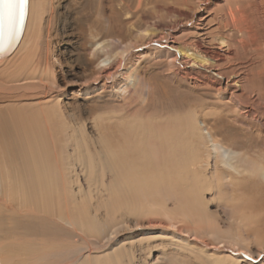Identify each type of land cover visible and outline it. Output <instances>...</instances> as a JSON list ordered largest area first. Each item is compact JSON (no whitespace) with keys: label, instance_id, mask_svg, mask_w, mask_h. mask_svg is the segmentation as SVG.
Segmentation results:
<instances>
[{"label":"bare ground","instance_id":"6f19581e","mask_svg":"<svg viewBox=\"0 0 264 264\" xmlns=\"http://www.w3.org/2000/svg\"><path fill=\"white\" fill-rule=\"evenodd\" d=\"M68 2L81 34L93 32L99 45L103 44L102 51L106 50L97 69L87 71L89 74L84 75L81 83L74 80L69 85L86 95L88 118L80 114L78 106L69 108L64 104L68 82L60 77L57 67L62 63L60 56L54 50L49 53L51 42L46 47L49 54L33 63L32 53L37 48L27 36L35 28L42 30L40 0L29 1L24 39L9 57L0 58V264H126V244L134 237L129 224L141 228L143 222L138 214L131 219L126 208L115 210L119 213L118 222H111L95 203L88 202L82 175L87 168L94 172L98 161L91 155L90 164H86L77 139L86 125L84 118L89 121L95 116L98 107L95 100L103 97L102 93L127 101L131 106L126 108L127 113L140 110L142 95L149 101H160L153 80L156 75L151 77V70L153 64L162 63L169 67V78L176 75L202 95L212 92L220 101L233 106L226 114L229 127L222 118L223 111L211 115L213 124L220 123L235 136H239L238 129L246 130L241 145L229 146L209 126L206 117L202 118L203 144L209 157L201 160L183 154L188 168L197 163L207 164L202 170L210 179L208 192H222V196L229 197V187L252 181L251 189L256 193L254 197L250 192L254 199L249 206L230 204L227 199L222 205L227 217L250 220L248 224L241 222L244 230L238 239L222 236L203 222L201 233L211 239L197 238L201 244L195 239L189 241V236L183 237L189 231L172 230V223L161 227L164 225L154 222L145 231H165V235L179 243L192 242L190 248L196 264H237L241 259H256L255 262L264 264V162L258 163L250 156L256 145L255 137L264 140V90L254 83L264 77V0ZM133 57H137V62L131 63ZM141 60L153 63L143 67L138 64ZM93 63L87 60L88 66ZM123 93L128 96H122ZM202 95L192 99L201 105ZM113 157L106 154L101 163L104 176L108 177L101 191L107 209L119 207L123 198L130 197L121 185L113 188V168L118 167L124 178L128 166L117 165ZM218 174L222 175V181L218 180ZM131 186L123 187L134 191L140 202L137 208L142 210L147 200L143 184L138 181ZM165 188L162 185L158 193L165 195ZM91 192L92 199H96L97 192ZM115 199L119 204L114 205ZM11 203H16L19 210L12 208ZM97 233H103L102 240L91 236ZM115 245L121 251H114ZM112 247L114 252L108 253ZM117 256H121L118 262Z\"/></svg>","mask_w":264,"mask_h":264},{"label":"rangeland","instance_id":"374dc122","mask_svg":"<svg viewBox=\"0 0 264 264\" xmlns=\"http://www.w3.org/2000/svg\"><path fill=\"white\" fill-rule=\"evenodd\" d=\"M40 2L39 27L42 25V30L35 28L27 36L28 41H31L34 47L37 48V52L32 53L34 56L32 59L33 63L37 64L39 58L43 59V56L49 50L52 49L49 53L54 50V54L57 53L62 62L61 66L59 64L57 66L61 71L60 77L61 79L63 78V81L66 79V83L68 82V87H66L67 96L64 98V104L69 108L71 105H74V108L78 106L80 114L88 118L90 107H88L89 102L86 99V95L80 94L79 88L69 85L75 82L81 83L84 75H88L91 70L97 69L98 67L96 66L105 57L106 50L102 51L103 44L99 45L100 42H98V38L95 37L93 32L87 31L85 34H81L82 31L77 26L78 24H76L75 17H73L74 14L71 13L68 0H40ZM25 31L26 28L22 40L24 39ZM47 42L49 44L52 43L51 46L47 45ZM48 46L50 47L49 50H47ZM158 50L160 49L158 48ZM136 59L137 57H133L131 63L132 61H136ZM87 60H92L94 62L93 65L88 66ZM141 61L138 64L141 63L140 65L143 67L153 63L151 61ZM84 72L85 74H83ZM151 72V77L156 75V79H153L154 83H156V87L159 89L160 97L165 101H162L160 97L161 102L158 99L149 101L145 98V95H142L143 101H140V110L127 113V110L131 108L127 101H122L111 93H107V95L102 93L103 97H98L95 100L98 107L96 108V113H94L95 116L93 115V119L85 121L84 118V124L86 125L84 128H81L79 139L76 138L81 142L80 152L84 155L87 165L90 164L89 157L91 155H94L98 161L97 167H95L96 169L98 168L97 170L95 169L93 172V170L89 171L90 168H87L86 173L83 174L84 177L82 175L86 198L90 204L95 203L101 214L107 215L108 220L111 222H118L119 213L115 210H121L122 208H126L129 211L127 214L131 216V219L133 215L138 214L137 217L142 220L143 224L140 226L141 228L135 223L129 224L134 237H131L126 244V249H128L126 264H196L195 256L192 254L193 249L190 248V245L193 244L192 242H190V245L179 243L172 239L170 235H165L163 233L165 231L158 233L145 231V229L151 223L154 224V222L164 225L161 227L169 226L172 223L174 224V227H171L172 230L179 228V230L183 229L193 234V236H190L189 232L184 233L183 237L187 238L189 236V241L192 239L199 241L197 238L201 236H207L211 239V236L201 233L202 227L200 225L203 222L222 236L226 235L238 239L244 230L241 222L248 224L250 220L240 219V216L235 218L227 217L222 210V205L226 204L227 199V202L230 204L236 205L237 203L238 205L249 206L256 193L251 189L253 188L252 181L247 182L248 185L238 183L239 186L232 185L229 187V189L231 188L229 190V197L228 195H225L226 197L222 196V192H208L207 183L210 179L208 174L205 175L206 171L202 170L208 167L207 164L197 163L195 166L190 164L191 168H188L187 162L183 159V154L187 155L185 157L197 156L201 160L208 159L209 151L203 144L204 133L201 127L203 126L201 119L204 117L208 120L209 126L217 131L219 138L224 137L226 144L229 146L233 143L241 145L243 140L242 134L246 130L242 128L238 129L239 133H237L239 136H235L220 123L217 125L213 124L210 118L211 115L223 111L222 118L228 125L226 114L234 109L233 106L226 101H220L212 92L205 96L202 95L200 90L192 89L188 82L179 81L180 78L176 75L173 76L174 78H169V67L166 63L153 64ZM254 83L264 90V77ZM123 95L128 96L127 93H123ZM155 95L157 96V92ZM200 95H202L203 101L201 105L195 103V99H192L194 97L198 98ZM163 96L167 99H164ZM141 106L144 108L141 109ZM195 127L197 128L194 130ZM255 142L256 145L250 156L254 161L263 163L264 140L260 141L259 138L255 137ZM151 147L153 148L151 149ZM254 151L257 152L254 154ZM109 153L111 157L114 156L113 158L117 165L127 166L128 164L124 178L118 167L115 166L113 168V188L121 185L122 189L127 194H130V197L123 198L120 204L118 203V199H115L114 205L119 204V207L113 206L111 209H107L105 200H103L101 195V191L106 187V180L108 179L106 175L104 176L101 163L104 162L106 154L109 156ZM114 161L113 163H115ZM218 180L222 181L221 174H218ZM138 181H141L143 184L142 187L145 190L144 196L147 199L144 207L142 206V210L137 208L140 202L138 201V197L133 195L134 191L123 187L126 185L131 188V185ZM162 185L166 186L165 192L167 193L165 195L158 193ZM255 187L257 186L254 185V189H256ZM91 191L97 192L96 199H92L93 194ZM250 192H253L254 197ZM202 193L205 195L202 196ZM117 194H120V192L117 191ZM122 195L123 192H121ZM241 202L245 204H241ZM15 204L11 203L12 208L18 211V205L16 206ZM98 234L91 236L96 240H102L103 233ZM120 240L123 243L125 238L122 237ZM218 246L221 245L219 244ZM251 246L253 247V245ZM186 247L192 250L191 254L188 253L189 250ZM114 248H110L108 253L121 251L118 245H115ZM183 249L187 250L184 251ZM137 251H139V254ZM186 251L188 254L185 253ZM120 257H116L117 262L120 260ZM185 258L186 260H184ZM241 260L237 264H260L255 262L256 259L254 261H249L248 259Z\"/></svg>","mask_w":264,"mask_h":264},{"label":"snow or ice","instance_id":"6c2138e0","mask_svg":"<svg viewBox=\"0 0 264 264\" xmlns=\"http://www.w3.org/2000/svg\"><path fill=\"white\" fill-rule=\"evenodd\" d=\"M27 3L28 0H0V33L19 29Z\"/></svg>","mask_w":264,"mask_h":264},{"label":"water","instance_id":"95a60500","mask_svg":"<svg viewBox=\"0 0 264 264\" xmlns=\"http://www.w3.org/2000/svg\"><path fill=\"white\" fill-rule=\"evenodd\" d=\"M28 6L29 0L26 5V11L23 22L20 24L18 30L14 32L5 31L3 33H0V58L9 57L20 44L25 30L26 20L28 17Z\"/></svg>","mask_w":264,"mask_h":264}]
</instances>
